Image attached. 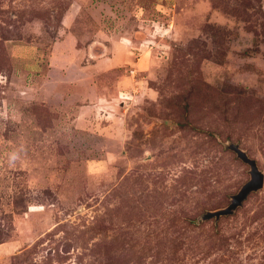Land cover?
Segmentation results:
<instances>
[{
  "label": "rangeland",
  "instance_id": "1",
  "mask_svg": "<svg viewBox=\"0 0 264 264\" xmlns=\"http://www.w3.org/2000/svg\"><path fill=\"white\" fill-rule=\"evenodd\" d=\"M184 123H188L184 126ZM264 0H0V264H264Z\"/></svg>",
  "mask_w": 264,
  "mask_h": 264
},
{
  "label": "water",
  "instance_id": "2",
  "mask_svg": "<svg viewBox=\"0 0 264 264\" xmlns=\"http://www.w3.org/2000/svg\"><path fill=\"white\" fill-rule=\"evenodd\" d=\"M226 146L228 149L237 153L238 157L250 166L251 180L237 194L232 196V201L229 206L216 211H208L202 216L201 219L203 220H208L213 217L219 220L222 216L235 213L251 193L259 191L264 186V172L260 169L257 160L251 158L247 151L242 149L238 143L229 142Z\"/></svg>",
  "mask_w": 264,
  "mask_h": 264
},
{
  "label": "trees",
  "instance_id": "3",
  "mask_svg": "<svg viewBox=\"0 0 264 264\" xmlns=\"http://www.w3.org/2000/svg\"><path fill=\"white\" fill-rule=\"evenodd\" d=\"M188 123H184V126L187 125Z\"/></svg>",
  "mask_w": 264,
  "mask_h": 264
}]
</instances>
